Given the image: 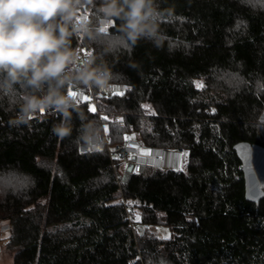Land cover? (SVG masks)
I'll return each instance as SVG.
<instances>
[{
	"label": "trees",
	"instance_id": "obj_1",
	"mask_svg": "<svg viewBox=\"0 0 264 264\" xmlns=\"http://www.w3.org/2000/svg\"><path fill=\"white\" fill-rule=\"evenodd\" d=\"M157 3L172 13L167 23L166 11L158 21L159 44L141 39L109 51L115 27L97 34L103 13L94 5L81 10L93 37L73 35L71 46L89 51L94 67L110 69V83L132 90L124 98L97 100L96 113L79 104L72 135L52 132L62 117L51 110L10 124L20 101L0 96V173L14 171L30 181L0 196V221L9 225L1 245L12 253V264H264V198L244 200L232 150L240 141L264 146L257 120L264 112V11L240 0ZM237 20L245 25L237 29ZM86 89L97 91L73 83L67 94ZM101 115L126 118L123 127L110 126V144L122 143L127 133L145 148L188 152L184 171L130 174L105 151L79 154L78 129L92 121L88 131L94 133L106 123ZM129 201L137 205L123 204ZM132 211L139 222L127 217ZM133 222L165 226L170 238L133 232Z\"/></svg>",
	"mask_w": 264,
	"mask_h": 264
},
{
	"label": "clouds",
	"instance_id": "obj_2",
	"mask_svg": "<svg viewBox=\"0 0 264 264\" xmlns=\"http://www.w3.org/2000/svg\"><path fill=\"white\" fill-rule=\"evenodd\" d=\"M240 3L264 11V0ZM89 5L103 13L99 23L116 29L109 34L112 39L106 51L120 42L134 47L141 39L158 45V21L165 11L172 14L170 9L162 10L157 0H100L99 4L96 0H0V93L18 92L20 101L9 117L10 124H26L41 110H51L62 117L52 132L61 138L70 136L72 113L79 118L83 110L68 96V86L75 83L97 91L114 86L110 69L94 67L92 55L79 60L77 50L71 46L73 35L93 37L91 20L81 11ZM117 20L121 23L116 24ZM257 120L264 123V112ZM89 125L81 124L84 130L78 129L80 140L101 146L102 125L94 133L88 131ZM9 192L15 194L16 189L0 187V196Z\"/></svg>",
	"mask_w": 264,
	"mask_h": 264
},
{
	"label": "built area",
	"instance_id": "obj_3",
	"mask_svg": "<svg viewBox=\"0 0 264 264\" xmlns=\"http://www.w3.org/2000/svg\"><path fill=\"white\" fill-rule=\"evenodd\" d=\"M77 52H78L79 60L86 59L89 53V51H85L82 49L81 50L78 49ZM112 84L118 86V88H114L112 90H121V91L124 90L123 88L124 84H116V83H112ZM104 89H108V88H104ZM105 95H108L107 91ZM70 97L72 98V100L75 102L76 105L83 104L82 102H79L84 99V96L82 95V91L78 90L74 92ZM85 107L87 109V105ZM148 111H150V108L148 109ZM102 136H103V144L99 146V148L102 149L101 151H105L107 155L110 158H112L113 153L110 150L115 149L116 154L120 156V159H113V158L112 159L114 161H118L119 163H121L123 168H125L126 165L127 166L130 165L131 166L130 174L140 173V171L144 167H148L152 163H154L157 166L159 165V169L161 170L172 169V167L169 164H165V165L160 164L162 157L163 156L167 157L168 155H175L176 160L178 162L179 161L181 162L182 153H184V151L182 150H169L166 148H146L152 150L151 155H149L148 157L145 156L139 157L138 150L145 147L141 146L140 142L138 143V141L135 138L129 139L127 142L123 140V142L120 144H110L108 139L103 134ZM89 147H92L93 150L88 151L87 149H89ZM81 149H85V150L82 152ZM78 152L79 154H88L91 152H98V151L95 150V147L93 145L83 143L78 147ZM129 156H131L132 158L129 159ZM137 168L139 169V171L138 172L134 171ZM123 204L129 206V203H123ZM127 217L131 219L130 212L127 213ZM131 226H132L131 227L132 231L136 233H140L145 229L142 225H138L134 222L131 224ZM5 232H9V225L7 223L0 221V233L3 234ZM0 250H1V244H0Z\"/></svg>",
	"mask_w": 264,
	"mask_h": 264
},
{
	"label": "snow or ice",
	"instance_id": "obj_4",
	"mask_svg": "<svg viewBox=\"0 0 264 264\" xmlns=\"http://www.w3.org/2000/svg\"><path fill=\"white\" fill-rule=\"evenodd\" d=\"M171 16H172V14H168L167 17H165L162 20V22L163 23H167L168 22V17H171ZM244 25H245V22L243 20H237V23H236L237 29H239L241 26H244ZM112 27H114V25ZM196 87L197 88H201V87H204V85L201 84V83H196ZM114 88H118V86L114 85L113 87H110L108 89H101V90L96 91V92H93L91 89L83 90L82 91V95L84 96V99L82 101H79V102H82L83 104L87 105V110H88L89 113H96L97 112V104H96L97 100H99V99H111L113 97L124 98L126 96V94L132 90L130 85H124L123 86V88H124L123 91H121V90H112ZM106 91L108 92V95H105ZM73 93H74V90L70 91L69 95H72ZM149 107H150L149 105H146V104H143V103L140 105V108L143 109V110H146V111L149 109ZM211 111H212V113H215L216 109L212 108ZM40 114H41V116H43L45 114V111L41 110ZM150 114L155 116V115H157V112L155 111V109H152ZM57 115H58V113H57ZM32 119H33V117H29V120H32ZM100 121L106 122V123L102 124V132H103V135L105 137H107L109 135L110 126L114 125V124H118L121 127H123L125 125L126 118L124 116H117L114 119H112L108 115H101L100 116ZM99 125H101V124H99ZM128 126L131 127V125H128ZM149 131H151V129H149ZM133 138H134V135L132 137H130L127 133H125L124 136H123V139H124L125 142H127L129 139H133ZM93 146L95 147V150H97V151H101L102 150L96 145H93ZM84 150L85 149H81L82 152ZM87 150L91 151L93 149H92V147H89V149H87ZM110 151L113 153V157H112L113 159H120V156L116 154V150L115 149H111ZM151 152H152L151 149H141L140 155L141 156H149V155H151ZM188 155H189L188 152L182 153V156L185 157V158H187ZM131 158L132 157L129 156V159H131ZM125 169L127 171V165L125 166ZM179 170L180 171H184L183 168H181ZM134 171L138 172L139 169L137 168ZM24 182L25 183H30V181H28L27 178H25ZM121 182H124V181L122 180ZM0 187L15 188L16 185L13 184L12 180L9 179L8 177L0 176ZM128 203L130 205L132 204L131 201H129ZM161 215H163V213H161ZM140 220H141V216H140L139 213H137L136 216H135V221L139 222ZM157 231H160V229L158 228ZM164 231H165V233H167V229H165ZM158 238L159 239H169L170 235L166 234V235L158 237ZM137 259L139 260L140 257H137Z\"/></svg>",
	"mask_w": 264,
	"mask_h": 264
},
{
	"label": "water",
	"instance_id": "obj_5",
	"mask_svg": "<svg viewBox=\"0 0 264 264\" xmlns=\"http://www.w3.org/2000/svg\"><path fill=\"white\" fill-rule=\"evenodd\" d=\"M240 162L243 179L244 200L257 203L264 198V146L240 141L232 145ZM131 172V166H127Z\"/></svg>",
	"mask_w": 264,
	"mask_h": 264
},
{
	"label": "rangeland",
	"instance_id": "obj_6",
	"mask_svg": "<svg viewBox=\"0 0 264 264\" xmlns=\"http://www.w3.org/2000/svg\"><path fill=\"white\" fill-rule=\"evenodd\" d=\"M107 26H108L107 23H104V24L99 23V27H98L99 31L104 32L107 29ZM234 79H235L234 75L230 76V82L229 83L234 82ZM0 96H5V97L9 98V101L15 102L18 99L19 93L18 92H12V93H6V94L0 93ZM258 136H259L260 140L262 142H264V123H261V126L258 128ZM134 138L138 141V143L140 142L139 139L136 137V135H134ZM139 150H138L139 157H142L140 155ZM181 158H182L181 166H179L180 169L183 168L186 164V158L183 156ZM158 166L155 165L154 163H152L150 166L144 167L143 168L144 169L143 175H147L155 169L161 170L158 168ZM119 167H120V169L122 168L121 163H119ZM0 176H5V177H8L9 179H11L12 183L16 185L15 189H22V188H26L27 186H29V183L24 182L25 178L23 176L15 173L14 171H7L4 173H0ZM131 205H137V204L132 203ZM136 214H137V211L130 212V215L132 216L134 221H135ZM4 223H6V222H4ZM158 228L160 229V231H157ZM165 229H167V233H165V231H164ZM145 230H148L150 233L154 234L157 237H161V236H164L166 234L169 235V230L165 226L149 227V228H145ZM7 236H8V232H5L3 234L0 233V244L5 243ZM0 264H12V253L6 247H4L2 245H1V250H0Z\"/></svg>",
	"mask_w": 264,
	"mask_h": 264
},
{
	"label": "crops",
	"instance_id": "obj_7",
	"mask_svg": "<svg viewBox=\"0 0 264 264\" xmlns=\"http://www.w3.org/2000/svg\"><path fill=\"white\" fill-rule=\"evenodd\" d=\"M142 149H146V148H142ZM139 152H141V149L139 150ZM145 157H148V156H145ZM160 164L161 165L169 164L173 170H178V169H180L179 166H181V162L180 161L178 162L176 160L175 155H168L167 157L163 156ZM158 168H159V166H158Z\"/></svg>",
	"mask_w": 264,
	"mask_h": 264
}]
</instances>
